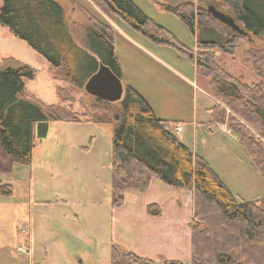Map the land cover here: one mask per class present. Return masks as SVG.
I'll list each match as a JSON object with an SVG mask.
<instances>
[{
  "label": "rangeland",
  "instance_id": "rangeland-1",
  "mask_svg": "<svg viewBox=\"0 0 264 264\" xmlns=\"http://www.w3.org/2000/svg\"><path fill=\"white\" fill-rule=\"evenodd\" d=\"M58 1L82 47L88 48L87 31L93 26L87 11L117 27L114 45L124 85L128 79L148 99L158 117L174 122L173 128L182 124L178 137L211 163L239 200L264 197V178L240 137L226 123L232 117L237 120L235 126L264 142L259 127L239 115L235 102L228 104L214 93L210 76L197 72L199 51L212 55L244 83L259 82L247 52L253 51L255 58L264 54V33L238 36L234 52L228 51L229 47H200L199 38L223 40L220 32L225 27L219 19L213 18L209 24L215 29H204L201 35L198 26L195 32L190 29L178 10L166 8L187 0H133L162 26L148 30L160 40L156 41L119 18L111 20L91 0H78L82 7L76 11L71 10V0ZM0 60L37 68L35 78L28 80L29 90L46 103L60 101L49 62L1 23ZM257 62L261 65L264 60ZM74 96L73 108L77 111L83 110L81 98L86 103L95 98L84 89H76ZM120 102L111 103L119 106ZM216 104L226 116L225 124L211 122V108ZM115 129L114 121L52 120L47 135L35 137L30 163L15 162L13 171L0 173L1 181L13 185L11 196L0 194V264H113L114 245L130 251L114 238L118 231L120 240L126 239L122 216L112 206ZM133 233L127 221V243ZM149 260L150 264H191L192 254L189 263L164 257ZM121 261L129 264L124 258Z\"/></svg>",
  "mask_w": 264,
  "mask_h": 264
},
{
  "label": "trees",
  "instance_id": "trees-1",
  "mask_svg": "<svg viewBox=\"0 0 264 264\" xmlns=\"http://www.w3.org/2000/svg\"><path fill=\"white\" fill-rule=\"evenodd\" d=\"M91 1L111 20L119 18L149 38L160 41L148 30L162 26L133 0ZM196 1L197 7L194 0H187L177 11L193 32L197 26L201 35L204 29H215L209 26L213 18L217 19L208 11L210 5L225 8L245 31L237 32L218 20L225 27L220 32L223 40L199 38L200 47H229L228 51L234 52L238 36L264 33V0ZM87 13L93 26L88 28V48H85L77 43L59 1L2 0L0 23L49 62L50 69H54L53 79L58 82L56 89L60 101L46 103L29 90L28 80L35 78L37 68L28 63L8 65L0 60V173L13 171L15 162L30 163L35 137H45L52 120L114 121L113 207L124 204L128 189L143 192L153 179L191 191L194 195L191 264H264V197L239 200L211 163L178 137L183 131L182 124L173 128L172 120L158 117L148 99L129 83L119 106L95 97L90 103L80 99L83 110L73 108L76 89H84L101 63L119 77L123 76L115 52V26L95 16L92 10ZM198 53V74L210 76L214 93L228 104L235 102L239 115L249 124H257L264 138V63L257 62L264 60V54L255 58L253 51L247 52L251 57L248 61L260 81L246 84L209 53ZM218 109V104L211 108V122L225 124L226 116ZM234 121L237 120L231 117L226 124L240 137L264 178L263 140L249 131L244 132ZM179 126H182L181 131H178ZM0 194L11 196L13 185L0 180ZM148 210L152 215L161 213L156 203L149 204ZM123 258L129 264L152 262L114 245L113 264H122Z\"/></svg>",
  "mask_w": 264,
  "mask_h": 264
},
{
  "label": "crops",
  "instance_id": "crops-1",
  "mask_svg": "<svg viewBox=\"0 0 264 264\" xmlns=\"http://www.w3.org/2000/svg\"><path fill=\"white\" fill-rule=\"evenodd\" d=\"M71 1L72 11L82 7L78 0ZM127 83H130L128 79ZM193 198V192L168 186L158 179H153L143 192L128 189L124 204L117 207L126 239L122 242L118 231L114 238L140 256L150 259L164 257L189 263L192 254ZM152 203L160 206L159 215L149 213L148 205ZM127 221L134 230L129 235L128 243Z\"/></svg>",
  "mask_w": 264,
  "mask_h": 264
},
{
  "label": "water",
  "instance_id": "water-1",
  "mask_svg": "<svg viewBox=\"0 0 264 264\" xmlns=\"http://www.w3.org/2000/svg\"><path fill=\"white\" fill-rule=\"evenodd\" d=\"M183 3L174 6L167 5V9L179 10ZM208 11L217 19L227 24L237 32L243 33L244 29L237 23L233 16L219 10L215 5H210ZM87 94L93 95L107 102H119L125 93L122 78L114 73L107 65L101 63L99 69L88 79L84 86Z\"/></svg>",
  "mask_w": 264,
  "mask_h": 264
},
{
  "label": "built area",
  "instance_id": "built-area-1",
  "mask_svg": "<svg viewBox=\"0 0 264 264\" xmlns=\"http://www.w3.org/2000/svg\"><path fill=\"white\" fill-rule=\"evenodd\" d=\"M181 130H182V126H179V127H178V131H181Z\"/></svg>",
  "mask_w": 264,
  "mask_h": 264
}]
</instances>
